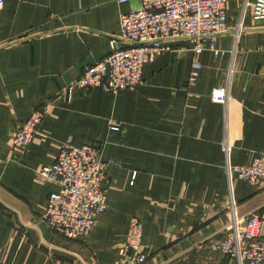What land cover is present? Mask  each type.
<instances>
[{"label":"crops","instance_id":"crops-1","mask_svg":"<svg viewBox=\"0 0 264 264\" xmlns=\"http://www.w3.org/2000/svg\"><path fill=\"white\" fill-rule=\"evenodd\" d=\"M127 1L0 0V264H119L133 217L143 221L145 264L196 262L207 254L199 244L230 235L232 206L239 217L264 216V187L237 177L230 186L225 152L229 145L233 166L264 154V19L253 17L255 0L225 4L230 26L243 18L244 31L217 39L224 55L167 41L143 86L118 94L78 86L70 98V85L113 52L120 16L142 7ZM194 63L201 69L191 86ZM228 87L230 102L215 103L212 91ZM39 110L40 135L15 150L13 133ZM66 143L97 146L119 163L106 172L108 209L80 239L44 219L61 186L41 169Z\"/></svg>","mask_w":264,"mask_h":264},{"label":"built area","instance_id":"built-area-1","mask_svg":"<svg viewBox=\"0 0 264 264\" xmlns=\"http://www.w3.org/2000/svg\"><path fill=\"white\" fill-rule=\"evenodd\" d=\"M125 4L127 0H119ZM231 0H142V7L122 14L119 38L113 39V52L104 60L88 68L77 82L70 85L66 94L71 98L76 87L83 89L100 88L104 92L118 94L128 89L134 90L144 85L145 66L154 62L164 51V42L176 39L191 41L196 55L212 51L215 56L225 52L216 48L217 39L233 33L237 39L243 33V18L236 29L230 26L225 4ZM253 17L264 19V0L249 3ZM210 41V47L204 45ZM127 43V48H119V43ZM236 48L232 51L235 53ZM201 65L194 63L189 84L197 83ZM233 74L231 70L229 79ZM215 103L227 105L230 102L228 88H216L211 93ZM44 111H36L27 122L13 133L15 150L27 149L35 136L40 135L44 122ZM227 174L230 186L233 178L244 183L264 187V154L254 158L247 166L230 164L232 148L225 146ZM115 160L104 161L102 151L97 146L75 147L64 144L61 154L54 164L41 169V175L61 186L59 193L48 199V209L44 219L58 234L70 239H80L91 232L96 217L108 209L109 167L118 166ZM138 175L132 173L131 184ZM264 216L251 214L239 217L232 206L231 219L227 226L230 235L222 240H206L199 244L198 252L204 254L193 262L190 256L183 257L182 264H264V237L261 228ZM143 221L133 217L128 238L121 245L119 264H145L147 250L143 246ZM204 257L206 260L201 263Z\"/></svg>","mask_w":264,"mask_h":264}]
</instances>
